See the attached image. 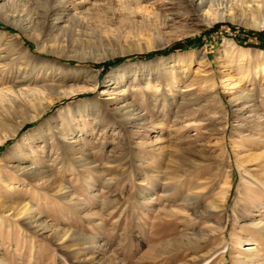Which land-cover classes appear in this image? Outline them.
Segmentation results:
<instances>
[{"label": "rangeland", "instance_id": "374dc122", "mask_svg": "<svg viewBox=\"0 0 264 264\" xmlns=\"http://www.w3.org/2000/svg\"><path fill=\"white\" fill-rule=\"evenodd\" d=\"M61 1L47 18L55 0H30L35 32L0 16L93 89L0 145V264H264V75L244 73L264 63V1ZM7 65L0 88L24 84ZM96 102L111 113L56 116Z\"/></svg>", "mask_w": 264, "mask_h": 264}, {"label": "bare ground", "instance_id": "6f19581e", "mask_svg": "<svg viewBox=\"0 0 264 264\" xmlns=\"http://www.w3.org/2000/svg\"><path fill=\"white\" fill-rule=\"evenodd\" d=\"M61 2V0H55L57 5H55L56 7L52 10L49 9L46 12L47 18L61 9ZM223 4V2L217 3L213 8L214 10L212 9L214 12L211 11L212 13H215V16H213L218 20H223L225 17L223 15L224 12H226V4ZM205 5L212 8L214 5L213 0H191V7L195 11L203 8ZM24 15H27V17L24 18ZM36 15L37 13L34 8L31 7L30 0H0V16L3 18L5 17L7 20H11V24L15 27H21L26 31H37V28H35L38 24V20H36L35 17ZM24 25H26L27 28H25ZM36 36L35 40H38L40 37L39 34ZM0 46H3L5 50L4 53L0 50V59H7L8 65L10 66L12 64V66H14V70L12 69L9 74L13 73V79L15 78L16 80H20L21 83H24L17 84L15 82L16 84L12 83L8 88H0V108L3 110V113H5L3 118H1L2 120L0 119V145L8 139L16 136L19 130L27 122L36 121L42 115L46 114L55 102L62 99H69L84 92L87 93L93 91L90 83L87 81L80 82L73 71H70L67 67L62 65L48 63L45 60L33 56L11 35L0 32ZM233 46L234 45L230 43L228 44L229 49L232 50L229 53H233L236 50ZM38 50L42 53L45 51V48ZM237 53H240L241 56L246 55L245 51L242 50L237 51ZM8 65L6 67H8ZM250 66L251 65H248L244 68L245 74H250L254 71V75H264V63L254 70H252ZM76 104L77 103H68L66 110L65 108L64 110L61 109L58 112V115H56L58 116V119L60 121L66 120V122H69L75 117L94 116L97 118L111 113L106 108L105 104L102 105L99 102H96L95 105L83 103V106L77 107L78 109L73 110L77 106ZM133 107L134 105L126 107V112L121 116L132 114L137 111ZM116 113L120 114L119 112ZM4 120L6 122H3ZM18 171L24 176H36V170L29 169L28 166H23L19 168ZM219 199H223V197L221 196ZM0 205V208L4 207L3 204ZM4 209L5 207L2 210L4 211ZM29 209L30 208L26 209L25 206L20 209L26 214L24 217H27L30 213ZM28 216L31 217L34 215ZM250 248L251 247L246 250H250Z\"/></svg>", "mask_w": 264, "mask_h": 264}]
</instances>
